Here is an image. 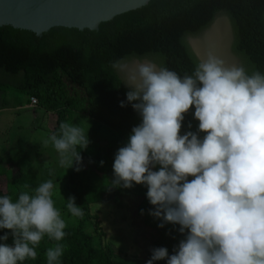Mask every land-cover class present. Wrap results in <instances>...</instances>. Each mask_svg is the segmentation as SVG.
Here are the masks:
<instances>
[{
	"label": "clouds",
	"instance_id": "9594fccd",
	"mask_svg": "<svg viewBox=\"0 0 264 264\" xmlns=\"http://www.w3.org/2000/svg\"><path fill=\"white\" fill-rule=\"evenodd\" d=\"M123 83L130 90L120 106L131 104L141 122L115 154L111 185H145L158 227L179 225L184 236L170 256L165 247L151 249L146 264H264V74H249L209 52L191 75L145 61L127 69ZM193 106L198 131L181 135ZM49 143L61 167L82 170L78 148L88 147V130L60 123L59 135L43 141ZM53 189L49 179L15 201L0 196V229L14 238L12 245L0 244V264L35 260L45 236L64 239L67 225ZM66 208L73 217L84 216L75 197ZM63 251L60 243L47 248V264H59Z\"/></svg>",
	"mask_w": 264,
	"mask_h": 264
},
{
	"label": "trees",
	"instance_id": "16d2710c",
	"mask_svg": "<svg viewBox=\"0 0 264 264\" xmlns=\"http://www.w3.org/2000/svg\"><path fill=\"white\" fill-rule=\"evenodd\" d=\"M219 16L229 20L232 54L249 74L256 70L264 74V0H150L140 9L99 24L97 32L56 27L38 37L30 31L0 27V95L3 100L6 94L15 93L12 95L18 97L14 104L17 107H21L22 100L31 106L29 100L33 98L36 104L32 108L43 115L55 116L51 134L59 135L60 123H70L73 113L93 120L95 124L88 129V147L78 148L82 165L109 174L113 172L117 150L127 143L132 128L141 122L131 104L120 106L121 101L126 102L130 90L119 74L120 66L132 61H151L181 77L191 75L200 61L188 40L200 37ZM198 123L193 106L185 114L180 134L197 132ZM18 174L9 178L0 162V177L5 178L6 185L0 196L8 195L15 201L21 191H29L23 175ZM77 174L73 166L70 181ZM112 178L113 175L101 185L85 186V192L79 195L84 204H103V198L109 196L111 203L120 209L122 200L133 204L137 201L138 219L131 216L130 223L134 236L143 240V243L140 238L135 241L141 264L151 258L153 248L165 247L169 256L174 254V248L184 238L178 231L179 225L158 227L161 221L149 214L154 206L146 197L147 187L136 184L132 188L114 187ZM85 219L97 234L104 236L97 216L87 215ZM64 231L66 235L59 242L45 236L36 248L37 258L19 264H47L46 249L57 243L64 245L59 264H114L111 246L94 248L83 232L82 219L77 228ZM5 233L8 240H0V244L12 245L11 230L0 229V236ZM154 264H167V259Z\"/></svg>",
	"mask_w": 264,
	"mask_h": 264
},
{
	"label": "rangeland",
	"instance_id": "374dc122",
	"mask_svg": "<svg viewBox=\"0 0 264 264\" xmlns=\"http://www.w3.org/2000/svg\"><path fill=\"white\" fill-rule=\"evenodd\" d=\"M188 43L199 61L212 52L229 65L234 63L241 65L240 60L231 52L232 29L225 16H219L206 32L198 38H190ZM137 63L140 62L132 61L120 66L119 74L123 81L126 78L127 69L134 67ZM12 94L15 93L6 94L3 100L0 95V162L7 171V176L15 177L19 175L18 172L25 174L26 179L23 176V180L30 192L39 184L51 179L54 183L53 200L55 206L61 211L66 228H77L79 220L82 219L83 232L91 239L94 248H101L104 244L111 246L115 254L114 264H141L140 250L135 245V241L140 237L134 236L135 231L130 223L131 216L138 219L136 216L138 202L135 201L136 203L133 204L128 200H122L121 208L117 209L107 196L103 198V204L85 205L79 196L85 192L84 187L103 184L111 179L113 172L109 174L95 172L90 165L83 164L82 170L77 174L78 177L70 181L73 167L68 169L61 167L59 154L53 145L43 144V141L51 135L56 121L55 116L43 115L40 110L32 107L27 110L18 109L14 105L18 97ZM25 104L26 101L22 100L21 106ZM30 114L34 118L33 121L27 118ZM69 124H77L87 131L95 122L73 113V119ZM159 167L157 165L153 170H159ZM5 189V178L0 177V191L4 193ZM91 192L94 193L95 189L93 188ZM69 197H75L76 205L82 208L84 212L82 218L73 217L67 211L66 203ZM87 215L98 217L103 237L86 222ZM140 242L143 243L142 238Z\"/></svg>",
	"mask_w": 264,
	"mask_h": 264
},
{
	"label": "water",
	"instance_id": "95a60500",
	"mask_svg": "<svg viewBox=\"0 0 264 264\" xmlns=\"http://www.w3.org/2000/svg\"><path fill=\"white\" fill-rule=\"evenodd\" d=\"M150 0H0V27L40 37L52 28L96 31L99 24L140 9Z\"/></svg>",
	"mask_w": 264,
	"mask_h": 264
},
{
	"label": "crops",
	"instance_id": "0c3cea01",
	"mask_svg": "<svg viewBox=\"0 0 264 264\" xmlns=\"http://www.w3.org/2000/svg\"><path fill=\"white\" fill-rule=\"evenodd\" d=\"M27 108H31V106H29V105H23V106H21V107H18V109H23V110H27ZM27 118L28 119H30L31 121H33V117L31 116V114H30V116H27ZM39 152V151H38ZM45 160V159H44ZM28 168V167H27ZM24 177H25V179H26V175L25 174H22Z\"/></svg>",
	"mask_w": 264,
	"mask_h": 264
},
{
	"label": "built area",
	"instance_id": "2783aa9c",
	"mask_svg": "<svg viewBox=\"0 0 264 264\" xmlns=\"http://www.w3.org/2000/svg\"><path fill=\"white\" fill-rule=\"evenodd\" d=\"M29 101H30V103H31V106H33V105L36 104V102H35V100H34L33 98H31Z\"/></svg>",
	"mask_w": 264,
	"mask_h": 264
}]
</instances>
